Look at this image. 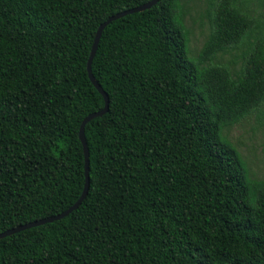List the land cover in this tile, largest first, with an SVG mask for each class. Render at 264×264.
Here are the masks:
<instances>
[{"label":"trees","instance_id":"16d2710c","mask_svg":"<svg viewBox=\"0 0 264 264\" xmlns=\"http://www.w3.org/2000/svg\"><path fill=\"white\" fill-rule=\"evenodd\" d=\"M150 1L0 0V234L82 196L97 31ZM206 3L196 56L182 0L105 29L88 195L0 239V264H264V178L225 133L264 126V0Z\"/></svg>","mask_w":264,"mask_h":264},{"label":"rangeland","instance_id":"374dc122","mask_svg":"<svg viewBox=\"0 0 264 264\" xmlns=\"http://www.w3.org/2000/svg\"><path fill=\"white\" fill-rule=\"evenodd\" d=\"M186 9L185 24L190 30L191 54H199L207 40L210 27L205 17L207 0H182ZM232 59L231 55L223 57L225 62ZM247 164L252 179L264 178V126L257 124L253 116L225 132Z\"/></svg>","mask_w":264,"mask_h":264},{"label":"water","instance_id":"95a60500","mask_svg":"<svg viewBox=\"0 0 264 264\" xmlns=\"http://www.w3.org/2000/svg\"><path fill=\"white\" fill-rule=\"evenodd\" d=\"M159 0H152L144 5H141L139 7L127 10V11H123L121 13H118L112 17H110L107 21H105L98 29L96 37H95V41L92 47V51H91V55L88 61V65H87V70H88V74H89V78L91 80V82L93 83V85L96 87V89L99 91V93L104 97L105 100V107L103 110L97 112V113H93L91 115H89L82 123L81 128H80V140L83 144V148H84V154H85V161H86V183H85V188L84 191L82 193V196L80 197V199L78 200V202L73 205L70 209H68L66 212L57 215L55 217H51L48 219H44L41 221H36L33 223H29L27 225L9 230L5 233H1L0 234V239L12 236L13 234H16L18 232L24 231L26 229H30L33 227H37V226H41L47 223H52L58 220H61L65 217H67L68 215H70L72 212H74L75 210H77L80 205L83 203V201L86 199L87 195H88V191H89V187H90V153H89V148H88V144H87V140H86V135H85V128L86 125L96 119V118H101L104 115H106L109 112V96L108 94L104 91L103 87L99 84V82L95 79L93 72H92V63L94 60V57L96 55V52L98 50V46L100 43V40L102 38V35L105 31V29L114 21H117L121 18H124L128 15H132V14H136V13H140V12H144L146 10L151 9L152 7L156 6L158 4Z\"/></svg>","mask_w":264,"mask_h":264}]
</instances>
